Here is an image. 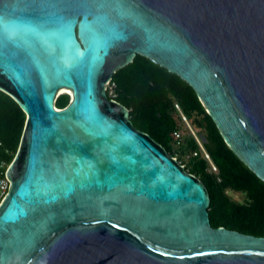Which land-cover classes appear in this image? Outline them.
Instances as JSON below:
<instances>
[{"label": "water", "instance_id": "1", "mask_svg": "<svg viewBox=\"0 0 264 264\" xmlns=\"http://www.w3.org/2000/svg\"><path fill=\"white\" fill-rule=\"evenodd\" d=\"M138 53L264 181V0H0V89L26 113L0 264H264V236L213 226L206 184L108 96Z\"/></svg>", "mask_w": 264, "mask_h": 264}, {"label": "trees", "instance_id": "2", "mask_svg": "<svg viewBox=\"0 0 264 264\" xmlns=\"http://www.w3.org/2000/svg\"><path fill=\"white\" fill-rule=\"evenodd\" d=\"M113 79L118 91L115 99L130 109L133 124L180 160L197 147L191 135L179 149L173 147V132L181 122L174 104L175 101L181 104L192 122L205 130L206 147L219 169L218 174L209 172V162L201 155L193 156L185 164V168L199 177L209 190L212 225L264 236V181L229 147L194 88L176 73L139 53L132 62L119 68ZM70 100L69 93H62L56 105L63 108ZM25 123L26 113L22 107L0 89V162H12ZM230 191L241 193L243 200L234 199Z\"/></svg>", "mask_w": 264, "mask_h": 264}, {"label": "built area", "instance_id": "3", "mask_svg": "<svg viewBox=\"0 0 264 264\" xmlns=\"http://www.w3.org/2000/svg\"><path fill=\"white\" fill-rule=\"evenodd\" d=\"M106 91L110 98H115L118 95L117 82L113 79V77H111L106 82ZM174 105L177 110L178 116L181 118V125H183V128H185L188 133L195 138L197 142V147L189 151V153L187 152L186 154H190L191 157L198 155L205 157L209 162V168L214 172H219L218 166L215 164L209 151L206 148V139L204 135L201 134V131L197 133L196 129L193 127L190 121L191 118L189 119L187 114L184 112L181 104L178 101H175ZM173 133L175 143L181 144L183 140L185 141V132L184 129L180 128V125L174 130ZM174 157L179 161L177 156ZM179 162L181 163V160ZM8 166L9 164L6 161L0 162V204L8 195L11 186V181L7 176ZM183 166L185 167V164H183Z\"/></svg>", "mask_w": 264, "mask_h": 264}, {"label": "rangeland", "instance_id": "4", "mask_svg": "<svg viewBox=\"0 0 264 264\" xmlns=\"http://www.w3.org/2000/svg\"><path fill=\"white\" fill-rule=\"evenodd\" d=\"M66 88H67V87H66ZM67 89H68V88H67ZM66 91H69V90H65V91H63V92H61V93H59V91H58V94L61 95L62 93H67ZM70 97H71V99H72V95H71ZM189 119H190V118H189ZM190 121H191L193 127L196 129L197 133H198L199 131H201V134L204 135V137H205V139H206V142H207V138H206V135H205V130H203V128L197 126L196 124H194V123L192 122L191 119H190ZM179 125H180V128L184 129V132H185L184 138H186L188 135H190V134L188 133V131H187L185 128H183V125H181L180 122H179ZM198 135H199V134H198ZM183 141H184V140H183ZM183 141H182V142H183ZM183 143H184V142H183ZM181 145H182V144L174 143V144H173V147H174L175 150H177V149H179V147H180ZM206 148H207V147H206ZM207 150H208V149H207ZM188 153H189V152H188ZM191 159H192V157L190 156V154H184L183 156H181V164L183 165V164L189 163V161H190ZM179 161H180V159H179ZM208 171L211 172V173H214V174H218V172H214L213 170H211V169L209 168V166H208ZM230 195H231L234 199L243 200V195H242L241 193H238V192H235V191H230Z\"/></svg>", "mask_w": 264, "mask_h": 264}, {"label": "bare ground", "instance_id": "5", "mask_svg": "<svg viewBox=\"0 0 264 264\" xmlns=\"http://www.w3.org/2000/svg\"><path fill=\"white\" fill-rule=\"evenodd\" d=\"M65 90H69L68 93L70 94V96L73 95V94H72V89H71V88H68V89H67L66 87L61 88L60 91H59V93L65 91Z\"/></svg>", "mask_w": 264, "mask_h": 264}]
</instances>
